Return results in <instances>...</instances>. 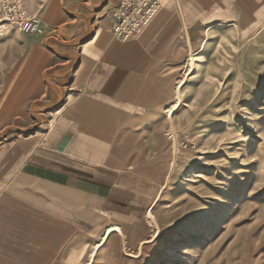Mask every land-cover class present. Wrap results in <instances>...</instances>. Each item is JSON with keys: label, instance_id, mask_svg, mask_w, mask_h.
Wrapping results in <instances>:
<instances>
[{"label": "crops", "instance_id": "obj_1", "mask_svg": "<svg viewBox=\"0 0 264 264\" xmlns=\"http://www.w3.org/2000/svg\"><path fill=\"white\" fill-rule=\"evenodd\" d=\"M119 1L84 5L78 22L61 11L78 0H49L43 13L42 26L72 42L49 37L46 128L0 131V264L114 262L150 238L176 162L169 135L182 62L232 0H163L127 41L112 31ZM112 226L121 231L107 235Z\"/></svg>", "mask_w": 264, "mask_h": 264}, {"label": "rangeland", "instance_id": "obj_2", "mask_svg": "<svg viewBox=\"0 0 264 264\" xmlns=\"http://www.w3.org/2000/svg\"><path fill=\"white\" fill-rule=\"evenodd\" d=\"M78 1L62 6L67 20L80 21L77 12L96 3ZM25 2L40 18L49 10V0ZM68 36L42 26L0 38V131L46 128L39 107L41 93L49 96V37ZM205 39L183 60L176 82L182 104L169 135L176 162L149 215V240L114 262L85 264H264V0L226 3ZM173 237L179 242L168 251Z\"/></svg>", "mask_w": 264, "mask_h": 264}, {"label": "built area", "instance_id": "obj_3", "mask_svg": "<svg viewBox=\"0 0 264 264\" xmlns=\"http://www.w3.org/2000/svg\"><path fill=\"white\" fill-rule=\"evenodd\" d=\"M162 3L163 0H120L112 27L115 38L127 41L139 36ZM11 29L29 35L40 33L42 20L27 10L24 0H0V38Z\"/></svg>", "mask_w": 264, "mask_h": 264}, {"label": "bare ground", "instance_id": "obj_4", "mask_svg": "<svg viewBox=\"0 0 264 264\" xmlns=\"http://www.w3.org/2000/svg\"><path fill=\"white\" fill-rule=\"evenodd\" d=\"M190 66L191 67H194V65L191 63L190 64ZM191 72V71H190ZM187 76V75H186ZM181 104H182V101L181 100H178V102L173 106V108L171 109V114L172 113H174V112H176L179 108H180V106H181ZM172 130H174V129H172ZM175 134V133H174ZM175 141V140H174ZM175 148H176V145H175ZM176 150V149H175ZM191 172V171H190ZM181 183H182V181H181ZM180 183V184H181ZM153 215V214H152ZM152 219H153V221L154 222H156V220L154 219V217L152 216ZM157 225V224H156ZM201 226V225H200ZM157 227H159V226H157ZM115 230H118V231H121V229L119 228V227H113L112 226V228H110L109 230H108V233H107V235H109L110 233H112V232H114ZM159 230V229H158ZM156 236H157V234H155V238H156ZM154 238V237H153ZM179 242V240H178V237H173L172 238V241L170 242L171 244H170V248H169V250L168 251H171L173 248H174V246H175V244L176 243H178ZM99 248V247H98ZM95 255V254H94ZM93 255V256H94ZM162 259H164V257H162Z\"/></svg>", "mask_w": 264, "mask_h": 264}]
</instances>
